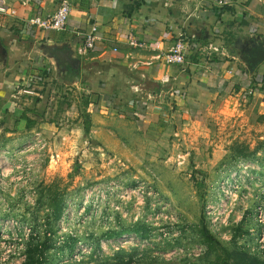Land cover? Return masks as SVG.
<instances>
[{"label": "rangeland", "instance_id": "rangeland-1", "mask_svg": "<svg viewBox=\"0 0 264 264\" xmlns=\"http://www.w3.org/2000/svg\"><path fill=\"white\" fill-rule=\"evenodd\" d=\"M87 88L52 75L29 88L41 117L24 131L17 116L13 135L0 122V264H24L34 236L56 244L49 264H264V118L216 104L156 113L151 126ZM53 194L64 197L59 221ZM136 224L147 239L103 237ZM203 225L229 256L204 242ZM68 236L72 255L59 246Z\"/></svg>", "mask_w": 264, "mask_h": 264}, {"label": "crops", "instance_id": "crops-1", "mask_svg": "<svg viewBox=\"0 0 264 264\" xmlns=\"http://www.w3.org/2000/svg\"><path fill=\"white\" fill-rule=\"evenodd\" d=\"M59 1L0 0L7 11L0 13L5 50H0V122L9 120V135L16 132L12 127L17 116L41 117L33 112L35 93L29 88L57 77L54 61L42 54L47 44H68L81 60L79 81L69 72L60 74L64 83L83 82L94 97L123 102L121 107L135 105L139 116H151V126L156 113L157 121L159 115L177 120L191 108L209 111L216 104L225 114L264 115L262 79L246 72L233 48L238 40L246 46L252 36L264 37V5L259 0H232L224 15L215 0H70L72 12L65 30H41L29 24L36 16L53 13ZM93 26L101 40L88 54L79 55L77 33L85 34ZM178 35L186 36L190 44L184 65L166 60ZM130 36L138 47L131 46ZM210 43L223 44L224 54L209 55ZM257 69L264 71V63ZM175 101L177 108L169 107ZM20 129H27L26 120Z\"/></svg>", "mask_w": 264, "mask_h": 264}, {"label": "built area", "instance_id": "built-area-1", "mask_svg": "<svg viewBox=\"0 0 264 264\" xmlns=\"http://www.w3.org/2000/svg\"><path fill=\"white\" fill-rule=\"evenodd\" d=\"M219 8L230 7L232 0H215ZM264 5V0H259ZM72 12V4L70 0H61L59 1L56 10L46 16H36L29 20V24L35 27L40 28L41 30H53V31H63L66 29L70 15ZM0 13L6 14L7 11L5 8L0 7ZM10 15H15V11H11ZM81 38V43L77 48L79 55H86L92 51L95 47V44L101 40L99 36V29L96 26H93L91 30L85 34L77 33ZM221 35V34H220ZM221 40V36H218ZM130 44L133 47H138L136 40L133 36L129 37ZM206 51L209 55H221L224 54L223 44L219 43L218 45L214 43L207 44ZM117 51L116 49H114ZM190 44L188 38L184 35H178L175 39L173 47L166 54V60L169 63L176 65H184L186 63V57L190 52Z\"/></svg>", "mask_w": 264, "mask_h": 264}, {"label": "trees", "instance_id": "trees-1", "mask_svg": "<svg viewBox=\"0 0 264 264\" xmlns=\"http://www.w3.org/2000/svg\"><path fill=\"white\" fill-rule=\"evenodd\" d=\"M227 8L224 7L220 10L221 15L224 13H226ZM259 75L262 79V83L264 84V71L257 69V71L255 72L254 76ZM101 86V85H100ZM104 88V86H101ZM94 95V94H93ZM123 102H114L115 106H120L122 105ZM37 115L39 116L40 114L37 113ZM262 118H264V115L260 116ZM26 120L27 124H33L34 122L28 118L25 117L24 118ZM90 122L87 121L85 123V131L88 133L90 131ZM52 206H53V212H52V218L55 221H59L63 215V203H64V197L57 195V194H53V199H52ZM53 225H49V233L48 236H51L52 234L55 235L53 229H52ZM152 229L147 226V225H141V224H136L135 226H131V227H126L123 228L122 230L118 231V230H112V231H108L106 232L107 234H105L103 237L105 239H113L115 237H122L125 234H128L130 232L137 234L139 237L143 238V239H147L150 234H151ZM201 235L204 239V242L210 247V248H219L222 251H224V253L229 256V254L226 252V249L223 248L221 246V244L216 240V238L214 236H212V234L210 233V231L208 230V228L203 225V228L201 230ZM79 242L78 238L73 237V236H68V238L64 241V242H59V246L61 247L62 251H67L69 254H73L74 250H75V246L77 245V243ZM55 248H57L56 244H54V242L52 241V239L50 237H48L45 242H41L38 240L37 236L31 237L30 241L27 244V250L25 253V262L24 264H49V255L48 254L50 251L55 250ZM214 248V249H215ZM121 259V257H120ZM119 259V260H120ZM123 261V260H122ZM127 263V262H126ZM129 263V262H128Z\"/></svg>", "mask_w": 264, "mask_h": 264}, {"label": "water", "instance_id": "water-1", "mask_svg": "<svg viewBox=\"0 0 264 264\" xmlns=\"http://www.w3.org/2000/svg\"><path fill=\"white\" fill-rule=\"evenodd\" d=\"M233 48L239 56L244 69L249 74H254L256 69L264 63V37L252 36L247 40L246 46L240 44V40L233 44ZM0 50L5 52L0 41ZM42 54L55 63V72L57 75L72 72L80 79L81 60L74 56V51L68 44L62 46L44 45Z\"/></svg>", "mask_w": 264, "mask_h": 264}]
</instances>
